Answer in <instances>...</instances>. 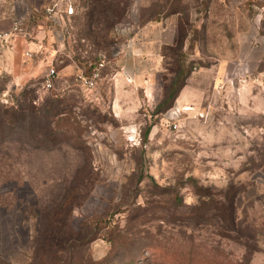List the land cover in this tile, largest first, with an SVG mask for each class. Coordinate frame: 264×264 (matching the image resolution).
I'll return each mask as SVG.
<instances>
[{"label": "rangeland", "instance_id": "rangeland-1", "mask_svg": "<svg viewBox=\"0 0 264 264\" xmlns=\"http://www.w3.org/2000/svg\"><path fill=\"white\" fill-rule=\"evenodd\" d=\"M103 2L101 19L93 0L66 17L52 91L0 71V110L23 90L37 110L32 128L0 131V264H234L247 242L264 253V0ZM171 14L178 44L154 96L140 90L116 115L119 29ZM100 61L96 85L79 83ZM184 78L191 102L175 104L192 108L172 119L166 94ZM226 195L235 228L221 218Z\"/></svg>", "mask_w": 264, "mask_h": 264}, {"label": "crops", "instance_id": "crops-1", "mask_svg": "<svg viewBox=\"0 0 264 264\" xmlns=\"http://www.w3.org/2000/svg\"><path fill=\"white\" fill-rule=\"evenodd\" d=\"M54 1L24 0V5H18L17 0H0V33L3 34L0 36V71L15 77L18 82L46 75L59 60L56 52L69 38L64 35L63 28L47 15L46 7ZM26 7L27 12L29 9L33 11L26 21L29 35L13 31L16 17ZM65 15L68 19L72 16ZM177 25V15L171 14L149 20L137 25L132 32L124 33L123 49L112 76L114 88L110 91L113 95L111 107L116 115L131 110L140 102V90L145 98L154 96L156 75L162 70L165 58L163 48L175 42ZM61 70L64 74L77 71L71 63L62 65ZM188 94L190 91L186 84L175 103L191 102ZM96 97L99 98V94ZM259 258L264 259V253L257 251L252 262Z\"/></svg>", "mask_w": 264, "mask_h": 264}, {"label": "trees", "instance_id": "trees-1", "mask_svg": "<svg viewBox=\"0 0 264 264\" xmlns=\"http://www.w3.org/2000/svg\"><path fill=\"white\" fill-rule=\"evenodd\" d=\"M109 6V4H107ZM106 5V3L103 2V0H93V6L90 10V17L92 21L96 19H101L104 16H108L107 11L110 10V8ZM157 17L156 19H158ZM178 38L175 39V42L173 44L165 45L163 48L164 56L166 57L167 50L165 52V49H169L178 44ZM43 80V77L39 79L40 83ZM186 78L182 79L181 81L177 82L173 80L170 88L168 89V92L166 94L165 103H169V106H173L175 104L176 98L179 96L181 89L185 85ZM57 83V80H55ZM55 83V87H56ZM54 88H51L49 90H53ZM22 95L25 96V99L23 97L18 98L16 103H18L17 108H14L13 111L10 113L11 107L4 108V112L0 110V131H4L6 127L10 128V125L12 123V126L14 128L22 127L24 126L25 122L28 121V126L32 128V125L35 123V119L37 117V110L35 105V98L34 97H28V91L23 90L21 92ZM1 103V102H0ZM23 103H31V106H27V104ZM170 107V108H171ZM5 126V127H4ZM227 197L228 204H223L221 210L222 215L221 218L225 223L227 224L228 228H235L237 223V214H236V207L234 205V197ZM247 249L245 250L243 258L234 263V264H250L251 259L253 257V254L255 251L259 250L258 247L252 246V244L246 243Z\"/></svg>", "mask_w": 264, "mask_h": 264}, {"label": "built area", "instance_id": "built-area-1", "mask_svg": "<svg viewBox=\"0 0 264 264\" xmlns=\"http://www.w3.org/2000/svg\"><path fill=\"white\" fill-rule=\"evenodd\" d=\"M80 1L75 0H55L50 5L46 7L47 15L50 19H52L57 25L63 28L64 35L66 37H69L70 34V28L68 19L66 18L65 14L73 15L77 11V7L79 5ZM18 5H24V0H17ZM27 7L25 8V11L20 13L13 25V31H16L18 33H22L24 35H29L30 31L28 29V26L26 24L27 19L33 14L32 10L26 11ZM31 14V15H30ZM135 28V25L128 24L127 26H123L121 29H119V33L123 32H132V30ZM3 34L0 33V36ZM120 52V50H118ZM28 54H31L30 52H27ZM105 63L103 61L99 62V65L96 66L92 73L85 74V73H78L76 76V79L79 81V83L83 84L87 88L94 87L96 85L97 79L101 76L100 74V68ZM58 75V70L55 65L51 66L49 71L46 73V75L43 76V80L41 81V85L43 88L49 90L51 88H55L56 83V76ZM192 106L185 105L183 107L177 106V104H174L167 112L169 116L172 119L179 118L184 111L190 110ZM174 127H178L176 123H174Z\"/></svg>", "mask_w": 264, "mask_h": 264}]
</instances>
